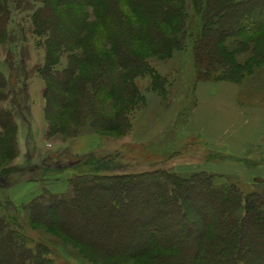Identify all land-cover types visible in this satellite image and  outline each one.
<instances>
[{
  "label": "trees",
  "instance_id": "1",
  "mask_svg": "<svg viewBox=\"0 0 264 264\" xmlns=\"http://www.w3.org/2000/svg\"><path fill=\"white\" fill-rule=\"evenodd\" d=\"M98 1L42 0L36 3L42 5L33 16L38 31L46 33L53 41L48 46L49 53L73 44V40H76V43L73 41L74 45L77 44L79 48L86 47V39L83 38L87 30L85 9ZM6 2L8 20H13L20 11L19 0ZM129 3L133 13L138 14L141 4L138 5L135 0ZM199 5L201 18L198 29H192L190 35H181L180 39L165 37L162 49L157 45L156 51L168 50V56L179 45L186 48L191 46L196 53L197 63L202 61L204 67L203 78L197 82L232 81L239 84L249 66L259 62L261 54L255 52L257 57L254 55L250 60L252 65H246L233 60L227 43L234 41L239 55L248 52V45L241 38L255 37L264 29V0H199ZM160 11L165 19L173 21L179 9L161 5ZM114 14L119 13L114 11ZM151 26L142 30L141 37L153 46L155 35L150 30L155 29V25ZM5 33L1 24L0 37L6 36ZM87 48L85 50L89 56H74L65 72L58 75L50 71L56 85L46 93L52 98V106L49 105L46 110L54 117L48 135L60 133L62 126L59 124L64 109L71 107L70 103L64 106L59 94L75 93L80 85L76 81L78 72L89 57L98 63L99 50L94 45H87ZM121 58L122 68L135 61L127 52H122ZM47 62L53 63L52 56L49 55ZM105 63L110 64L112 69L109 70L114 74L106 82H98L102 94L120 103L122 95H133L135 92L137 96L133 101L137 100L136 106L140 107V90L137 86L130 93L127 87H119L123 80L129 82L130 78H125L128 73L123 75L113 69L111 59ZM219 72L225 73V76L215 80L210 78V75ZM19 73L12 72L6 79L0 72V87H9L12 104L17 111L23 106L21 95L17 94V89L24 82ZM102 76H105V71ZM57 107L62 108L59 114L55 111ZM13 111L5 109L0 113V126L5 130L15 127ZM123 116L119 112L105 117L100 126L102 132L118 133ZM5 139L6 135L4 142ZM188 143L190 148L197 145L199 140L189 137ZM68 152L67 148L48 156L47 162L52 166H35L41 175L31 180L46 182L73 169L72 166L61 167L63 155ZM96 153L81 156L77 165L86 167L87 171L79 175V169H73L75 175L69 179L67 192L53 194L44 190L21 208L6 194L11 184H0V194L3 196L0 197V207L4 212L0 218V264H53L42 243L33 238L27 239L23 226L14 215V211L19 213L20 210L30 214V223L57 230L102 257L107 255L125 261L160 249L171 254L172 257L168 258L171 264H264V180L247 185L232 176L207 172L183 175L155 169L131 173L126 163L118 161V154L98 158ZM213 156L211 152L204 154L207 158ZM11 171L4 169L0 174L5 177Z\"/></svg>",
  "mask_w": 264,
  "mask_h": 264
},
{
  "label": "rangeland",
  "instance_id": "2",
  "mask_svg": "<svg viewBox=\"0 0 264 264\" xmlns=\"http://www.w3.org/2000/svg\"><path fill=\"white\" fill-rule=\"evenodd\" d=\"M41 1L19 0L20 11L13 20H8V4L6 0H0V25L7 32L6 36L0 37V72L6 79L12 72H20L24 81L18 91L15 90L21 95L23 105L19 111L12 104L9 87H0V113L5 109L15 111V127L5 130L0 126V172L12 169L5 177L0 174V184L13 185L15 182L40 176L41 172L35 166L51 167L47 162L48 156L66 150L70 141L90 132L103 134L108 141V145L99 149L96 156L103 158L118 154V161L126 163L131 173L155 169L183 175L194 172L193 166L204 157H199L198 144L188 148L189 139L178 132L179 137L167 138L171 146L163 152V148L156 147L154 143L148 145L139 142L138 136L145 134L163 112L173 106L180 107L181 111L175 118L172 129H182L195 106V84L203 78L204 67L202 61L197 63L193 47L179 45L168 56V50L158 52L156 47L158 45L161 48L165 37L180 39L181 35H190L192 29H198L201 18L199 0H135L138 5L141 4L138 14H134L129 6L132 0H99L94 6L85 9L87 30L83 38L86 39V47L79 48L77 44L74 45L76 40H73V44L59 47L51 53L48 52V46L53 41L46 33L38 31L33 18L35 11L42 7L37 5ZM161 5L179 9L176 20L165 19L160 11ZM114 11L119 14H114ZM151 24L155 25V29H149L155 35L153 46L141 37L142 30ZM241 39L248 45L246 54L237 53L234 41L227 43L233 60L252 65L250 60L254 55L257 57L256 54L259 53L261 58H258L256 65L253 64L254 67L249 66L240 81L238 100L243 105L264 107V29L255 37ZM87 45H94L99 50L98 63L89 57L88 62L83 64L76 79L80 85L74 94L63 95L59 92L64 106L70 103L71 107L64 109L62 122L59 124L62 126L60 133L56 136L48 135L53 127L54 117L47 113L46 108L52 106V98L46 93L56 85L50 71L60 75L67 70L74 56H89L85 50L88 49ZM123 47L126 49L123 50ZM122 52H127L135 60L124 69L121 65ZM49 55L52 56V64L47 62ZM109 59L114 63L113 69L123 75L128 73L125 78H130L129 82L123 80L119 87H127L129 93L137 87L140 90V107L136 106L137 100L133 101L137 96L135 92L133 95H122L120 103L113 98L107 99L102 94L101 87L97 86L98 82H106L114 74L109 70L112 69L110 64L105 63ZM12 61L15 63L11 65ZM103 71L105 76H102ZM131 76L134 80H131ZM224 76L225 73L219 72L210 75V78L215 80ZM131 82H134L133 85ZM55 111L60 113L62 108L57 107ZM119 112L124 115L120 131L103 133L100 126L105 117H112ZM159 141H162L161 138ZM174 155L177 157L174 158ZM63 159L61 167L72 166L73 169H79V175L87 171L86 167L77 165L81 157L68 152L63 155ZM73 169L67 172L75 175ZM0 197H3L2 194ZM14 215L23 226L27 239L33 238L42 243L53 264H171L168 259L172 257L171 254L160 249L125 261L107 255L102 257L98 252L73 242L57 230L30 223L27 211H14ZM29 245L33 247L30 242Z\"/></svg>",
  "mask_w": 264,
  "mask_h": 264
},
{
  "label": "crops",
  "instance_id": "3",
  "mask_svg": "<svg viewBox=\"0 0 264 264\" xmlns=\"http://www.w3.org/2000/svg\"><path fill=\"white\" fill-rule=\"evenodd\" d=\"M239 92L240 85L232 81L197 82L194 89L196 103L182 129H172L181 111L180 107L173 106L166 109L145 134L139 135L138 140L161 146V151L165 152L171 146L167 138L180 134L187 139L197 137L199 157L211 152L214 158H200L193 166L195 171L232 176L247 185L264 180V107L241 104ZM107 145L106 136L90 132L74 138L67 148L71 155L81 157ZM72 176L66 172L46 182L29 178L15 182L6 194L21 208L44 190L53 194L67 192ZM3 215L0 207V218Z\"/></svg>",
  "mask_w": 264,
  "mask_h": 264
}]
</instances>
